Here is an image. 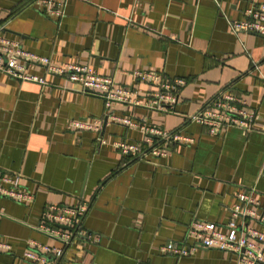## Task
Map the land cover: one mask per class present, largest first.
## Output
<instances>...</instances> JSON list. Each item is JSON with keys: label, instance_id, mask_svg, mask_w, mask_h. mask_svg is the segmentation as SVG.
<instances>
[{"label": "crops", "instance_id": "crops-1", "mask_svg": "<svg viewBox=\"0 0 264 264\" xmlns=\"http://www.w3.org/2000/svg\"><path fill=\"white\" fill-rule=\"evenodd\" d=\"M264 0H66L60 18L39 0H0V34L56 64L91 66L119 86L153 91L135 73L154 70L182 78L169 112L113 103L40 64L28 73L44 83L0 72V172L19 174L32 202L0 197V264H36L23 257L29 241L53 244L35 227L49 204L87 203L83 227L99 241L78 238L63 264H240L236 253L197 248L178 257L159 248L181 243L195 220L219 228L251 191L264 211V36L234 35L228 20ZM220 92L236 94L255 111L246 131L212 134L185 122ZM145 120L165 130L182 128L191 144L165 155H122L117 140L142 145L138 129L106 113ZM101 120L100 129L71 126Z\"/></svg>", "mask_w": 264, "mask_h": 264}, {"label": "built area", "instance_id": "built-area-1", "mask_svg": "<svg viewBox=\"0 0 264 264\" xmlns=\"http://www.w3.org/2000/svg\"><path fill=\"white\" fill-rule=\"evenodd\" d=\"M46 6L49 16L60 18L64 14L66 0H39ZM230 31L255 33L264 36V3L245 9L241 19L228 20ZM1 30V27H0ZM40 64L45 72L66 77L82 89L95 90L101 94L106 110L113 103L126 106L145 107L158 112H169L177 101V90L184 83L182 78L163 80L154 70H139L135 74L145 82L152 83L156 89L142 92L117 85L110 77L98 74L87 64L75 62L56 64L48 57L25 50L19 42L0 34V72L9 76L44 83V77L27 72L29 66ZM107 119L123 123L129 128L140 130L142 145L117 140L113 145L122 155L136 156L146 154L165 155L168 146L191 144L193 137L185 134L182 128L165 130L145 120L130 116H116L106 113ZM185 122L205 126L212 134H218L225 128H238L249 131L254 126L255 111L245 107L244 100L230 92H220L194 113L184 117ZM71 126L99 130L101 120L92 123L72 122ZM0 197L15 202H32L34 194L23 187L19 174L0 172ZM238 202L230 208V216L222 228L212 222L192 221L186 229L181 243L168 242L159 248L160 253L172 256H188L197 248H218L236 253L240 264H264V211L251 191H240ZM87 209L86 202L66 206L47 205L42 212L41 222L35 227L53 240V244L29 241L23 257L36 264H63L66 249L78 238L99 241V236L83 227L82 220ZM64 225L65 227H60ZM0 247L9 249V245L0 242Z\"/></svg>", "mask_w": 264, "mask_h": 264}, {"label": "water", "instance_id": "water-1", "mask_svg": "<svg viewBox=\"0 0 264 264\" xmlns=\"http://www.w3.org/2000/svg\"><path fill=\"white\" fill-rule=\"evenodd\" d=\"M107 123V116L104 118L103 122H102V128H101V131H103L105 125ZM60 227H65L64 225H60Z\"/></svg>", "mask_w": 264, "mask_h": 264}]
</instances>
